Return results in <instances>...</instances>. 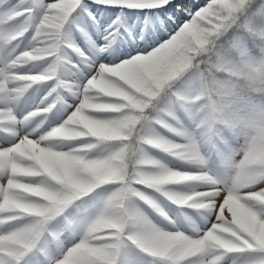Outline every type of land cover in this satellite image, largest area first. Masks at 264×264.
<instances>
[{"label": "snow or ice", "instance_id": "obj_1", "mask_svg": "<svg viewBox=\"0 0 264 264\" xmlns=\"http://www.w3.org/2000/svg\"><path fill=\"white\" fill-rule=\"evenodd\" d=\"M69 32L78 34L83 43L70 40ZM25 40L28 43L21 47ZM65 48L75 53L73 71L79 82H86L97 71L96 65L103 75L104 65L128 62L126 72L133 77L138 99L125 120L129 139L123 141L124 151L136 150L146 138L169 143L183 140L192 163L177 171L209 169V174L196 179L211 187L218 182L211 170L219 165L230 167L231 158L219 151L208 156L197 133L204 129L200 139H215L220 122L214 119L215 113L202 120V111L197 112L186 96L174 97L170 89L198 58L210 52L221 59L247 61L251 78H264V64L256 66L264 53V0H204L202 4L186 0H0V133L7 137L0 141V177L8 181L0 184V264H73V254L85 246L74 248L73 241L58 236L49 213L34 216V209L19 199L17 191V155H25L27 143L20 136L29 120V111H19L22 97L33 84L53 78L48 95L64 89L59 73L67 66L62 56ZM45 57L49 58L47 66L32 71ZM219 88L230 93L234 85L225 81ZM145 129H150V136L143 135ZM104 143L96 141L91 147ZM218 195L209 191L190 198L174 197L177 214L191 226L193 235L200 232L196 216L205 221L204 231H208L206 222L213 206L206 201ZM111 206L109 200L106 208ZM243 211L248 219L238 232L230 236L209 233L215 243L211 251L206 247L208 238L197 241L198 254L206 264H264V211L259 215ZM111 222L108 233L99 235L100 243L89 247L76 264H139L141 256L150 258L151 264H190L193 259L171 258L163 243L154 247L139 233L125 234L119 217Z\"/></svg>", "mask_w": 264, "mask_h": 264}, {"label": "clouds", "instance_id": "obj_2", "mask_svg": "<svg viewBox=\"0 0 264 264\" xmlns=\"http://www.w3.org/2000/svg\"><path fill=\"white\" fill-rule=\"evenodd\" d=\"M261 64L264 53L256 66ZM100 67L96 65L97 71L86 82L62 79L74 100L60 92L47 94L27 113V131L20 136L27 141L25 155H17L19 199L34 209V216L47 211L55 232L73 241L74 248L85 245L73 254V264L100 243L98 237L108 233L113 217L120 218L125 234L139 233L154 247L163 243L169 257L191 256L190 264H206L198 254V240L209 233L238 232L248 219L244 209L258 215L264 211L260 195L264 193V78L252 79L247 61L221 59L210 52L174 81L170 89L174 97L186 96L197 112L204 113L202 120L215 113L220 122L215 139H200L204 129L197 133L204 153L213 157L218 151L226 152L231 158L230 167L211 170L218 182L205 187L196 178L209 174V169L177 171L192 163L183 140L146 138L136 150H123V141L129 139L125 120L138 99L137 89L126 72L127 61L104 65L103 75ZM225 81L234 85L230 93L219 88ZM143 135L150 136V129ZM96 141L106 143L91 147ZM153 149L165 156L154 154ZM7 182L0 177V184ZM209 191L219 193L206 201L213 206L206 222L210 227L205 232V221L196 216L200 232L193 235L191 226L177 214L174 197ZM109 200L112 206L106 208ZM172 220L175 224L169 223ZM206 247L209 251L215 247L211 238ZM145 259L151 264L150 258Z\"/></svg>", "mask_w": 264, "mask_h": 264}, {"label": "rangeland", "instance_id": "obj_3", "mask_svg": "<svg viewBox=\"0 0 264 264\" xmlns=\"http://www.w3.org/2000/svg\"><path fill=\"white\" fill-rule=\"evenodd\" d=\"M192 1H194V0H186V2L189 3V4H192ZM203 2H204V0H201V1L198 0L194 4H202ZM68 38L70 40H74V41L78 42L80 45L83 43L82 40L80 39L79 35L76 34V33L69 32L68 33ZM45 58H47V57H45ZM63 58L66 60L67 66L65 67L64 70H62L59 73L61 79H72V80H76L77 82H79L78 73L73 71V69H75V67H76V65L74 63V61L76 59L75 53L71 55L70 59L67 58V56H65V54L63 55ZM47 64H48V61L39 62L38 66L33 68L32 71H34V72L39 71L43 67H46ZM69 73L73 74V76L68 75ZM34 86H35V84H33L31 88H33ZM37 90L38 89H36L33 93H27V92L25 93L24 99L21 100V103H20V106H19V111L26 112V111L31 110V108L36 103H38L41 100V98L45 97L48 94V92H49V91H47V92L41 93V95L38 96L37 95ZM66 91H67V94H61V95H63L64 97H66L69 100H74V97L71 95V93L67 89H66ZM53 118H55V116ZM0 141H4V140H2V138H0Z\"/></svg>", "mask_w": 264, "mask_h": 264}, {"label": "trees", "instance_id": "obj_4", "mask_svg": "<svg viewBox=\"0 0 264 264\" xmlns=\"http://www.w3.org/2000/svg\"><path fill=\"white\" fill-rule=\"evenodd\" d=\"M197 1L198 0L192 1V4L196 3ZM27 43H28L27 40L23 41V43L21 44V47H23ZM69 51H70V49L65 48L63 53H62V56L64 55L65 52H69ZM44 61H49V58L48 57L45 58ZM68 75L73 76V74H70V73ZM54 84H55V78H53L52 80H49L47 82H38V83L35 84V86L33 88L29 89L27 91V93H33L36 89H38L37 90V95L40 96L41 93L49 91L52 88V86H54ZM57 91L60 92L61 94H67L66 89H58ZM22 99H24V96L22 97ZM0 138H2L3 140H7V137L4 134H2V133H0ZM153 152H154V154L160 155L157 152V150H153ZM139 264H147V260L143 256H141L140 260H139Z\"/></svg>", "mask_w": 264, "mask_h": 264}, {"label": "bare ground", "instance_id": "obj_5", "mask_svg": "<svg viewBox=\"0 0 264 264\" xmlns=\"http://www.w3.org/2000/svg\"><path fill=\"white\" fill-rule=\"evenodd\" d=\"M75 42H76V41H75ZM76 43H77L78 45H80L78 42H76ZM67 58H69V59H70V58H71V56H70V55H67Z\"/></svg>", "mask_w": 264, "mask_h": 264}]
</instances>
